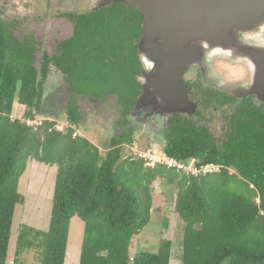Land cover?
Masks as SVG:
<instances>
[{
    "label": "trees",
    "instance_id": "16d2710c",
    "mask_svg": "<svg viewBox=\"0 0 264 264\" xmlns=\"http://www.w3.org/2000/svg\"><path fill=\"white\" fill-rule=\"evenodd\" d=\"M112 7L127 6L117 3ZM106 15L107 10L105 16L82 20L100 21L88 26L93 36H108L110 28L115 34L128 35L133 17L122 10L111 23ZM84 35L88 33H82L74 43L88 52L91 46ZM34 45L21 43L9 26L0 22V264L8 262L16 207L25 202L19 181L33 160L58 167L51 221L48 231L22 227L13 264H21L20 256L33 249L40 252V264H65L75 217L85 225L79 264H171L173 246L167 240L157 254L130 255L134 237L151 221L157 182L178 191L175 210L186 224L183 264H222L227 259L230 264H264L263 114L254 106L243 107L242 118L223 148L203 129L176 118L163 152L188 164L196 161L199 168L219 166L216 173L195 176L165 165L152 167L141 158H124V145L132 143L131 132L104 144L107 152L102 155L99 147L76 132L80 114L74 104L68 109V126L63 131L57 130L50 118L37 130L28 125V121H37L45 108V75L35 67ZM68 62L75 83L84 85L86 74L77 75L83 56L74 55ZM126 62L120 58L116 80L133 79L130 66L122 65ZM94 68L97 70V65ZM93 79L107 83L105 75ZM108 92L95 94L104 98ZM113 92L122 101L127 99V92ZM135 92L132 90L130 97ZM16 101L26 109L23 119L13 116Z\"/></svg>",
    "mask_w": 264,
    "mask_h": 264
},
{
    "label": "flooded vegetation",
    "instance_id": "af4514ba",
    "mask_svg": "<svg viewBox=\"0 0 264 264\" xmlns=\"http://www.w3.org/2000/svg\"><path fill=\"white\" fill-rule=\"evenodd\" d=\"M17 1L23 7L21 17L8 14L12 9L19 14L16 1L0 0V22L9 26L21 43L35 44V67L45 75L42 78L45 103L43 112L49 116L54 117L58 109L64 110L67 115L70 105L74 104L80 114L81 127L97 126L95 129L103 136H110L107 132L111 131L113 136L109 143L130 132L133 142V135L138 131H144L149 138L166 143L169 129L179 117L185 123L203 129L220 148L230 140L237 121L242 118L239 114H242L243 107L254 106L264 117V101L255 94H248V86L252 81L250 67L228 58L213 57L186 69L182 77L188 102L197 107L196 112L176 114L171 123L163 125L161 129L160 123L148 120L147 115L144 121H139L134 117L133 110L144 94L143 75L147 69V61L141 49L144 34L142 12L127 5L112 7L117 3L96 7L95 0ZM106 10L111 23H115L114 15L122 10L135 19L129 26L130 31H123H128V35L115 34L113 28H110L108 36L92 35L88 26L94 27L100 21L82 18L105 16ZM82 33H88V36L84 35L85 42L91 46L88 52L82 51L74 43ZM74 55L80 58L83 56L77 75L86 74L88 79L84 85L75 83L72 77L74 69L68 61ZM120 58L127 59L126 64L122 65H128L133 70L132 80L115 79ZM97 74L105 75L107 83H96L93 76ZM82 89L88 90L89 94ZM241 89L247 90L243 93ZM97 90L110 92L103 98L95 94ZM114 90L127 92V99L122 101ZM132 90L136 91V97H130Z\"/></svg>",
    "mask_w": 264,
    "mask_h": 264
},
{
    "label": "water",
    "instance_id": "95a60500",
    "mask_svg": "<svg viewBox=\"0 0 264 264\" xmlns=\"http://www.w3.org/2000/svg\"><path fill=\"white\" fill-rule=\"evenodd\" d=\"M115 3L144 15L145 90L133 110L139 121L147 115L161 129L176 114L196 112L182 77L213 57L249 66L248 94L264 101V0H97L95 6Z\"/></svg>",
    "mask_w": 264,
    "mask_h": 264
},
{
    "label": "rangeland",
    "instance_id": "374dc122",
    "mask_svg": "<svg viewBox=\"0 0 264 264\" xmlns=\"http://www.w3.org/2000/svg\"><path fill=\"white\" fill-rule=\"evenodd\" d=\"M12 1L18 3L19 6L16 9L19 14H16V11L13 9L8 12V14L21 17L20 14L23 11V7H20L21 2L17 0ZM96 1L97 0H95L94 4H96ZM231 79L236 80L237 77H231ZM104 106L106 105L104 104ZM25 111L26 109L21 107L18 101H16L13 111L14 118L23 119ZM48 118L55 121L57 130L63 131L68 126L64 110L58 109L54 117L43 112L36 122L42 123ZM90 123H92V121ZM95 128L91 126L85 128L80 125V127L76 129V132L79 135H84L87 140L100 148L102 155H105L107 150L104 148V144H109L110 138L113 134L111 131H108L107 133L110 136H103L101 132L99 130L97 131ZM143 132H136L133 135V142L124 145L123 157H131L135 159L140 158V155H143L147 157V159L151 158L157 163V161L154 160L156 159L154 157H159V154L163 151L165 143L162 142V140L158 141L154 138H149ZM190 162L191 161H189V163ZM190 172V170L186 171L188 174H191ZM231 172L235 173L233 169H231ZM57 173V166L50 167L33 160L29 163L26 172L21 177L19 181V193L25 198V202L23 205H18L16 207L7 264H13L17 258L16 251L18 235L23 226L28 225L40 231H48L51 221ZM177 194L178 191L176 188L169 187L161 182L154 184V204L151 221L139 235L134 237L130 248L131 258H135L137 255L143 253L157 254L162 242L167 240L171 241L173 246L171 264H183L184 233L186 224L180 219L175 210ZM84 230L85 225L83 221L79 217L73 218L70 224L65 264L80 263L85 234ZM39 258L40 252L33 249L22 254L19 263L40 264ZM222 264H230L229 259L225 260Z\"/></svg>",
    "mask_w": 264,
    "mask_h": 264
},
{
    "label": "built area",
    "instance_id": "2783aa9c",
    "mask_svg": "<svg viewBox=\"0 0 264 264\" xmlns=\"http://www.w3.org/2000/svg\"><path fill=\"white\" fill-rule=\"evenodd\" d=\"M28 125L33 127L35 130H37V127L41 125V123L36 122V121H28ZM139 155V154H138ZM141 157L145 158L144 160L148 163V165L150 166H156V165H165L170 169H175L177 171H182V172H186L188 170H190L191 174L197 176V175H206V174H210V173H216L220 171V167L213 165V164H209V165H205L202 167H197L196 161H192L189 164L185 163L183 161H178L175 160L173 158L168 157L163 151L162 153L159 154V157H154L157 161V163H155L151 158L147 159V157L140 155ZM139 156V157H140ZM140 157V158H141ZM141 158V159H143ZM192 167V168H190ZM216 168V169H215Z\"/></svg>",
    "mask_w": 264,
    "mask_h": 264
}]
</instances>
